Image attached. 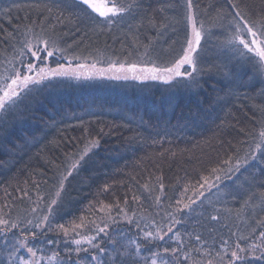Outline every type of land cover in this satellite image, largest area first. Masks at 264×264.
Returning <instances> with one entry per match:
<instances>
[{
  "label": "trees",
  "instance_id": "trees-1",
  "mask_svg": "<svg viewBox=\"0 0 264 264\" xmlns=\"http://www.w3.org/2000/svg\"><path fill=\"white\" fill-rule=\"evenodd\" d=\"M238 2L251 19L264 14V0ZM136 3L138 7L114 17L111 25L97 23L100 18L94 21L88 15L61 25L56 18L61 12V18L67 17L72 11L62 0H0V72L5 66L12 67L8 61L29 62V54L20 57L19 50L27 40L43 47L37 37L66 50L43 59L42 64L51 68L69 61L103 67L113 61L126 66L170 67L186 46V0ZM193 3L197 27L201 22L204 26L198 85L186 86L180 78L164 83L56 77L30 86L25 101L0 118V216L18 223L8 234L9 245L21 233L36 231V237H29L26 243L37 249L40 264H113L110 240L127 245L136 239L159 251L165 246L176 247L170 237L179 232L184 250L190 251L192 258L181 260V264H207L208 260L227 264L229 256L224 261L217 256L223 240L229 241V251L240 235L249 237L247 242L239 241L242 246L259 243L256 237L264 226L257 225L256 219L264 217V211L249 208L238 216L242 200L223 193L229 190L226 186L234 187V181L239 183L248 175L245 169L234 175L228 169L255 148L264 127V75L255 73L251 64L238 65L230 47L223 45L232 20L227 0ZM26 27L31 28L27 34ZM74 56L80 59H72ZM93 142L97 143L89 147ZM5 158L7 167L2 165ZM217 176L219 193L215 188L209 193L207 186L200 189L201 177L216 183ZM261 190L253 188L257 194ZM199 191L205 196L197 199ZM157 195L161 196L159 204ZM182 197L183 203L188 198L196 200L193 210L175 212L176 201ZM53 199L56 204L50 211ZM252 202L259 203L258 195ZM170 212L180 223L168 237L152 244L141 240V229L153 230V222L164 227ZM217 214L219 220L212 221L210 217ZM44 215L49 217L45 227L36 230L34 225ZM59 224L70 230L73 224L85 227L65 237L57 229ZM105 224L109 226L106 234L100 233L94 242L108 253L91 249L77 254L72 243L80 239L76 232L96 235L97 228ZM196 235L201 237L199 242ZM197 248L202 252L194 251ZM8 250L10 247L5 249L0 243V264H6ZM54 252L59 256L49 261ZM17 255L29 258V253L26 256L21 250ZM93 255L98 260H92ZM245 264H264V259L249 257Z\"/></svg>",
  "mask_w": 264,
  "mask_h": 264
},
{
  "label": "snow or ice",
  "instance_id": "snow-or-ice-1",
  "mask_svg": "<svg viewBox=\"0 0 264 264\" xmlns=\"http://www.w3.org/2000/svg\"><path fill=\"white\" fill-rule=\"evenodd\" d=\"M63 6L66 9H71L67 17H63V12H61V17H57V23L63 25L66 21L74 23L79 20L84 15H88L94 21L96 18H100L97 23H106L111 25L113 23V18L118 16H123L132 11L134 7L139 5L136 0H128V2H121V0H62ZM230 5V14L232 15V20L229 21L228 32L223 41V45L229 46L232 52V58L236 60L237 64L241 67L251 64L255 73L264 75V14H261L256 19H251L250 14L246 13L241 7L238 0H227ZM171 6V5H169ZM187 6V16L186 21L189 28L186 34V46L182 48V54L179 55L178 59H175L174 63L170 67H140L135 63L128 64L127 66L123 62L113 61L109 64L107 69H97L95 63L91 65H86L84 63H79L75 67H72L71 61H69L68 67L63 64H58L57 67H39L32 62H25L22 59H17L14 61H8L12 67L5 66L3 71L0 72V118L7 116L10 112L14 111L21 103L25 101L29 93L31 92L30 85H39L44 80H48L56 77H74L80 79L81 77L85 79H91L95 75L106 76L108 73H112L108 78L111 79H136V80H162L164 83H170L176 78H180L187 82L186 86L198 85V77L201 74L202 69L199 67L200 64V49L202 45V39L204 38V26L201 22L199 27H197V21L194 16V3L193 0H186ZM39 7V6H38ZM247 7V6H245ZM163 11V8L160 9ZM51 12V9H48ZM152 26H155L153 20L149 21ZM165 27V25H161ZM55 30L56 25L51 26ZM26 34L31 31L30 27H26ZM38 45L34 46L31 40L24 42L23 47L19 50V56L23 57L26 53L31 54V56L37 60H43L46 57L43 55L47 54V57H52L56 53L65 52V49H61L56 46L54 41L45 39L43 37H37ZM71 47V45H69ZM68 59L67 56L63 57ZM72 59L79 60V56H74ZM87 59V57H85ZM19 63L21 66L17 67L16 64ZM118 64V66H117ZM183 69V71H182ZM190 69V70H189ZM131 74V75H129ZM97 142H93L89 147H94ZM89 149H85L84 155L87 154ZM83 159V155L81 156ZM232 158L229 157V161ZM229 161H224V163H229ZM78 163V162H77ZM73 167H76L74 164ZM241 169L248 171V175L244 177L243 181L239 183H234L233 186H226L229 188L228 191L224 192L223 195L231 196L234 200L240 198L242 200L241 206L236 210L238 216L242 215L247 209L251 208L255 211V208L260 207L261 211H264V190H261L258 194L253 191L254 187H259L264 189V127L258 133V139L255 143V148L250 150L246 154V157L241 162L239 159L236 164L229 167V173L233 175L235 173H240ZM250 169H255V172L250 171ZM216 172L217 169H212ZM71 174V173H69ZM66 179V177H65ZM203 183L200 184V189H204L207 186V190L211 193L213 188L220 192L219 181L220 177H216V183H210L207 177H201ZM229 180H232V175L228 176ZM239 179V177H237ZM147 188V185L145 186ZM60 188H63V179L60 181ZM161 193H163L164 186L160 185ZM187 191V189H185ZM27 195V193H25ZM60 195V191L56 192V196ZM259 198V203H254V199ZM205 192L199 191L197 199L204 197ZM133 199H138V197H133ZM161 196H155V201L157 204L160 203ZM251 202V203H250ZM196 203L195 199L188 198L187 203H183V197L176 201L175 212H183L185 210L191 211L192 205ZM56 204V200L53 199L49 204V210L51 211V206ZM110 207V206H109ZM33 212L36 211L34 208ZM123 211V209H121ZM219 213V210H216ZM230 211V210H229ZM169 223L164 227L167 231H164V227L158 226L155 222L152 223L151 228L153 230H143L141 240L146 241L147 244H152L156 241H163L165 237H168L169 233L173 232V228L177 223L174 213H168ZM48 215H44L39 222L34 225L36 230L45 227L48 221ZM131 222V219L128 218ZM212 221H218L219 215H212L210 217ZM28 224H33L32 220H28ZM256 224L264 226V217L256 219ZM0 243L4 244L5 249L10 247L7 251V261L6 264H40V258H37V249L31 247L26 243L29 237L35 238L36 231H28V235L21 233L20 237L15 238V243L11 245L8 244V234L12 232L13 229L18 227L17 222H11L8 219L0 216ZM85 227L83 224H73L70 230L64 224L57 225V229L63 232L64 236H69L70 231H76L77 229ZM108 225L105 224L104 227L97 228V234L86 236L82 235L80 232H76V235L80 236V239L72 240V243L77 247L75 252L79 254L81 251L89 252L91 249H96L101 253H108V249L95 243L97 236L100 233L106 234V229ZM139 227V225H138ZM51 231V229H49ZM252 233L256 232V228L251 229ZM233 236L236 233H232ZM179 232L175 233L170 237L172 241L177 245L176 247L165 246L159 251H154L151 248H147L146 245L141 244L136 239H130L127 245H118L116 241H109L114 247L109 255L113 259V264H181V260H191L190 251H185V245L180 240ZM259 243H252L247 246H242L239 241L247 242L249 240L248 236L240 235L238 241L235 243L234 247L230 248L229 251V241L223 240L222 249L217 253V256L221 261L225 260L226 256L227 264H245V261L249 257L254 259H264V231H261L259 236L256 237ZM195 240L199 242L201 237L199 235L195 236ZM49 244L53 241L49 240ZM82 244L90 245V248H82ZM134 247V251L129 249ZM123 248V251L120 250ZM21 249H26L29 253V258L23 256H18L17 253ZM147 251L148 255H144ZM196 252H202L201 249H194ZM205 256L210 255V253H203ZM59 256L58 252H54L51 257H48L49 261L57 259ZM92 260H98V257L93 255ZM195 264V262H193ZM207 264H213L212 260H208Z\"/></svg>",
  "mask_w": 264,
  "mask_h": 264
},
{
  "label": "rangeland",
  "instance_id": "rangeland-1",
  "mask_svg": "<svg viewBox=\"0 0 264 264\" xmlns=\"http://www.w3.org/2000/svg\"><path fill=\"white\" fill-rule=\"evenodd\" d=\"M44 56L46 57L45 58V61H47V59H50V58H52V57H47V54L45 53L44 54ZM28 61H30V62H32L33 64H36V65H38L39 67H45V66H47V67H49L47 64H42V61L41 60H37V59H35V58H33L32 56H31V54H29V57H28ZM44 61V62H45ZM68 64H69V62H67V63H65V64H63L65 67H68ZM72 64V67H75L77 64H79V63H71ZM84 64H86V63H84ZM86 65H91V63H87ZM96 65V64H95ZM21 65H18L17 67H20ZM140 67H142V66H138V68H140ZM96 68L97 69H107L108 67H103V66H99V65H96ZM190 70V69H189ZM182 71H183V69H182ZM112 75V73H108L106 76H100V75H95V76H93V78H91V79H85V78H83V77H81L80 79H77V80H82V81H90V80H94V79H108V80H114V81H142V82H147V81H154V82H163L162 80H151V79H148V80H136V79H119V80H117V79H111V78H108L109 76H111ZM129 75H131V74H129ZM63 78V77H62ZM68 78H72V79H76V78H74V77H68ZM30 86H32V85H30ZM26 249H21V251H22V253L23 254H25L26 256H28V253L25 251Z\"/></svg>",
  "mask_w": 264,
  "mask_h": 264
},
{
  "label": "bare ground",
  "instance_id": "bare-ground-1",
  "mask_svg": "<svg viewBox=\"0 0 264 264\" xmlns=\"http://www.w3.org/2000/svg\"><path fill=\"white\" fill-rule=\"evenodd\" d=\"M6 163H7V159L5 158V161L2 163V165L6 166ZM7 167V166H6Z\"/></svg>",
  "mask_w": 264,
  "mask_h": 264
}]
</instances>
